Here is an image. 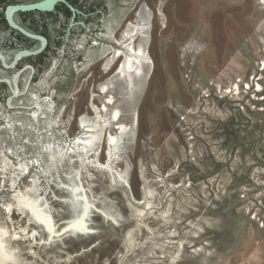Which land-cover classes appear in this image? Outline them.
I'll list each match as a JSON object with an SVG mask.
<instances>
[{"label": "rangeland", "instance_id": "obj_1", "mask_svg": "<svg viewBox=\"0 0 264 264\" xmlns=\"http://www.w3.org/2000/svg\"><path fill=\"white\" fill-rule=\"evenodd\" d=\"M76 1L75 17L61 3L12 15L51 43L42 59L0 63L9 264H264V0ZM92 5L102 13L88 14ZM145 12L151 65L130 94L116 74L122 55L103 66ZM40 45L0 23L6 62ZM104 118L111 121L84 154L86 124ZM32 201L51 217L52 233L28 209Z\"/></svg>", "mask_w": 264, "mask_h": 264}, {"label": "bare ground", "instance_id": "obj_2", "mask_svg": "<svg viewBox=\"0 0 264 264\" xmlns=\"http://www.w3.org/2000/svg\"><path fill=\"white\" fill-rule=\"evenodd\" d=\"M14 13L15 11H12L11 15H13ZM148 14L149 12H145V17L143 19H140L136 23L130 24L128 26V32H126L124 35V39L127 40L128 43L123 44V47L121 49L115 50L114 48L111 47L112 48V50L110 51L111 56L108 57V59L105 61L103 66L104 70H108L112 65V63L115 61V59L120 57V55H122V61L117 67L116 74L123 79L125 83V88L130 94H132V90L134 88H137V85L135 84L134 80L135 77L141 76V73L143 72L142 65L143 64H145V66L151 65L150 64L151 59L148 55V51L146 48L147 46L145 44L146 42L145 29L147 28ZM137 35H140L142 37L141 43L136 48H134L132 46V41ZM103 52H105V50ZM23 56L17 55V58L20 59ZM16 80H17V75L14 76V81L16 82ZM107 89H108V85L106 83L101 86V90L103 92L106 91ZM107 101L111 102L112 97H108ZM102 109L103 110L107 109L105 104L103 105ZM118 115H119V110L114 109L111 112L110 119L115 120L118 117ZM110 119L107 121L104 118L100 120V122L93 121L90 124H86V121L84 119H81L80 122L81 125H84L85 123L86 126H88V129L91 130L92 132L91 134H89V136L87 135L88 136L87 138L81 140L80 142L84 154H87L89 150L93 149L94 143L100 139L103 130L109 124V121H111ZM136 121H137V115L133 113L131 117V124L133 125L136 124ZM118 127L121 128L120 125ZM108 139L110 141H113V138L111 136H108ZM57 160H58V156L51 158L49 161L50 167L54 166ZM33 201L29 203L28 209L32 210L36 219L43 224L45 228L44 230H46V232L52 233L53 227H52L51 217L48 214L42 212L41 209L38 206H36V204L33 203ZM86 211H87V204L86 202H84L77 217L73 220V225H75L76 227L80 225V223L83 220V215ZM5 229L6 228L0 226V264H9L14 260L12 252L7 249V244L5 240V236H6Z\"/></svg>", "mask_w": 264, "mask_h": 264}, {"label": "water", "instance_id": "obj_3", "mask_svg": "<svg viewBox=\"0 0 264 264\" xmlns=\"http://www.w3.org/2000/svg\"><path fill=\"white\" fill-rule=\"evenodd\" d=\"M57 3H64L73 12V14H75L76 9L66 0H38V1L28 2V3H13V4L6 5V7L4 9V17H5L7 24L11 28L20 32L22 35H24L26 37H30V38L35 39V40L41 41L40 47L36 50L24 49V50L18 51L15 54L11 64H9V65H6L4 63L3 55L0 54V58L2 59L3 63L7 67L14 66L16 64V62L18 61L17 55H21V56L25 55L26 56V55L38 54L44 49V47L46 46V43H47V39L43 35L31 33L30 31L26 30L25 28H23L22 26L17 24L12 18V15H11L12 11L27 12V11L36 10V11H40V12H50L54 9V7ZM119 49H121V47Z\"/></svg>", "mask_w": 264, "mask_h": 264}, {"label": "flooded vegetation", "instance_id": "obj_4", "mask_svg": "<svg viewBox=\"0 0 264 264\" xmlns=\"http://www.w3.org/2000/svg\"><path fill=\"white\" fill-rule=\"evenodd\" d=\"M0 1H2L3 3L5 2V3H7V2H9L10 0H0ZM68 1V0H67ZM69 3H70V1H68ZM75 3H73L72 5L74 6L75 5V9H76V12H75V14L73 15L74 17H75V15L76 14H79V13H82L81 11H79L77 8V1H74ZM101 2H103V0H100V1H98V3L100 4ZM13 4V3H12ZM98 4V5H99ZM3 5V4H2ZM1 5V8L2 7H4V9H5V7H6V5H8V4H5L4 6H2ZM103 6V4L101 3V5L99 6V7H102ZM4 9L2 8V9H0V11L1 10H3V12H4ZM22 12V11H21ZM94 12H97V13H102V11H101V9L100 8H96L94 5H92V6H90L89 8H87V13L89 14V13H94ZM61 13L62 14H64L65 13V11L64 10H62L61 11ZM70 15H71V12H70ZM24 16V15H23ZM74 19V18H73ZM117 20H116V17H114V23L116 22ZM0 23H1V25L2 26H8V24L7 25H4V23L2 22V15H1V13H0ZM83 24H84V22H83ZM105 28H103V30H102V32L101 33H103V36H104V34H105ZM20 33V32H19ZM40 35H43L46 39H47V48L48 47H50V43H51V38H50V35H49V33H48V35H44L43 34V32L40 34ZM103 36H102V45H104V44H107V43H105L104 41H106V39L105 38H103ZM109 36H110V33H109ZM57 39H60V36L58 35V37H57ZM57 43H58V40L56 41ZM48 44H49V46H48ZM59 44V43H58ZM113 44H114V49L116 50V49H119L120 47H121V43H118L117 42V40H115V42H113ZM103 50V49H102ZM101 50V51H102ZM110 53V51L108 52V54ZM1 54V53H0ZM2 55V54H1ZM98 54L97 53H94V55H91V54H88V57L87 58H93L94 56H97ZM111 55V54H110ZM106 60V59H105ZM2 62V64L5 66V68L7 67L6 65H9V64H11V62L9 63V62H6L5 60H4V63L6 64H4L3 63V61H2V59L0 58V63ZM105 62V61H104ZM103 62V63H104ZM17 63V62H16ZM8 68V67H7ZM92 74V73H91ZM90 74V75H91ZM0 81H2V82H7V80H2L1 78H0Z\"/></svg>", "mask_w": 264, "mask_h": 264}, {"label": "trees", "instance_id": "obj_5", "mask_svg": "<svg viewBox=\"0 0 264 264\" xmlns=\"http://www.w3.org/2000/svg\"><path fill=\"white\" fill-rule=\"evenodd\" d=\"M68 1H70V4H73V3H75L74 1H76V0H68ZM12 3H14V2L12 0H10L7 3L4 2L2 6H4L5 4H12ZM61 4H62V8L61 9L65 11L64 15H65V17L68 18L70 16V12H71L70 9L64 3H61ZM0 13L2 15V22L4 23V25H7V22H6L5 17H4L3 10H1ZM22 13H23V15H26L25 14L26 12H22ZM42 32H43L44 35H48V32H46L45 30H43ZM46 52H47L46 50L43 51L42 53L37 55V58L42 59V57L46 54Z\"/></svg>", "mask_w": 264, "mask_h": 264}, {"label": "snow or ice", "instance_id": "obj_6", "mask_svg": "<svg viewBox=\"0 0 264 264\" xmlns=\"http://www.w3.org/2000/svg\"><path fill=\"white\" fill-rule=\"evenodd\" d=\"M43 222V221H42ZM81 230H86L83 225H81Z\"/></svg>", "mask_w": 264, "mask_h": 264}]
</instances>
